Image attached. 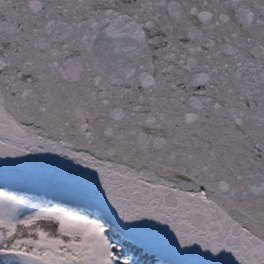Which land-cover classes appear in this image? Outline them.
Instances as JSON below:
<instances>
[{"label": "snow or ice", "instance_id": "6c2138e0", "mask_svg": "<svg viewBox=\"0 0 264 264\" xmlns=\"http://www.w3.org/2000/svg\"><path fill=\"white\" fill-rule=\"evenodd\" d=\"M0 264H264V0H0Z\"/></svg>", "mask_w": 264, "mask_h": 264}]
</instances>
